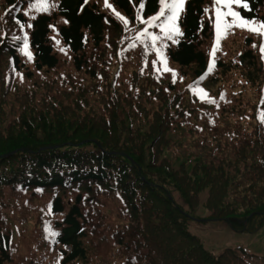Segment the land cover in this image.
Returning a JSON list of instances; mask_svg holds the SVG:
<instances>
[{"label":"trees","instance_id":"trees-1","mask_svg":"<svg viewBox=\"0 0 264 264\" xmlns=\"http://www.w3.org/2000/svg\"><path fill=\"white\" fill-rule=\"evenodd\" d=\"M24 1L0 0V264L245 263L244 248L214 255L188 227L264 223L258 44L243 35L213 65L214 0H186L178 43L156 44L164 76L146 71L157 52L137 19L160 0H108L127 24L104 0L31 18ZM247 3L264 21V0ZM204 188L208 216L194 219Z\"/></svg>","mask_w":264,"mask_h":264},{"label":"rangeland","instance_id":"rangeland-1","mask_svg":"<svg viewBox=\"0 0 264 264\" xmlns=\"http://www.w3.org/2000/svg\"><path fill=\"white\" fill-rule=\"evenodd\" d=\"M20 3L25 4V6L27 4L24 0H20ZM55 4L56 0H53L52 3L51 0H48L49 7L47 6L46 10L53 8ZM39 5L40 1L35 2V4L32 5V9H34V11L26 12L29 18L33 17L36 14V11H41L38 10L40 8ZM215 8L212 11L211 17L215 37L210 48V54L212 53V49L216 44ZM145 27H147L146 24H144L142 27L140 36ZM149 31L157 33L160 30L158 28H149ZM243 35L252 37V40L248 39L247 43L256 42L258 44L257 51L262 62V52L260 49L262 46H264V36L254 34L241 28H234L229 32L226 38H221L219 48L215 55L216 60L227 54L232 55V50L242 47L244 43ZM225 47H228L229 49L226 48V50ZM167 67L170 68L168 64ZM157 68H159L160 71H157ZM146 71L154 72L164 76L171 72L164 71L163 59L158 54L149 58V61L146 64ZM215 88L216 86L214 89ZM207 193V188H204L202 191H200L198 196V207L192 213L194 219L202 220L207 218L208 211L204 207ZM188 229L192 234L197 236L201 240L203 246L211 251L214 255L219 254V252L227 247H242L244 250H246V252L252 255L248 257L246 262L243 264H264V223L255 231H234L224 220H209L204 222L192 221Z\"/></svg>","mask_w":264,"mask_h":264},{"label":"snow or ice","instance_id":"snow-or-ice-1","mask_svg":"<svg viewBox=\"0 0 264 264\" xmlns=\"http://www.w3.org/2000/svg\"><path fill=\"white\" fill-rule=\"evenodd\" d=\"M160 3L162 5V8L158 15L152 16L148 20H144L142 16H138L137 19L141 23L147 25V27H145L143 32L141 33V36L150 40L152 47H154L157 54L162 57L164 71H173L172 69L167 67L166 57L163 56V46L156 47V44L158 41H163L165 39L170 40L173 43H178V41L175 40L174 37L183 34L180 31L179 18L184 10L186 0H160ZM105 5L106 7L111 8L114 14L119 19L123 20L125 24L128 23V20L123 17L121 13L116 11L113 6L108 2V0H105ZM215 5L216 44L214 45L211 53V56L213 58V65L215 63V55L219 48L221 38H226V36L232 29L241 28L254 34L264 36V21H256L254 19L246 18L241 14L240 11L236 10V8L250 10L247 0H215ZM39 7L41 10H46L47 6L44 3V0H41ZM139 8L142 10L144 8V4L141 3L139 5ZM30 26L31 25H29V27ZM149 28H158L163 35H157L149 31ZM260 50L262 53H264V46H262ZM23 51L29 59L32 58L31 52L28 51V43L26 38L24 42ZM208 70L209 72H211L212 67H209ZM157 71H160V69L157 68ZM173 75L176 74L173 72ZM200 92L202 93L200 98L204 99L207 96V93L204 92L203 89H200ZM210 102L215 103L214 100ZM260 118L262 121H264V112L260 114ZM51 235L55 236L57 234L53 232L51 233Z\"/></svg>","mask_w":264,"mask_h":264}]
</instances>
